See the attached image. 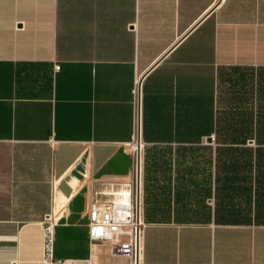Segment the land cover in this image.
I'll use <instances>...</instances> for the list:
<instances>
[{
	"label": "crops",
	"instance_id": "crops-1",
	"mask_svg": "<svg viewBox=\"0 0 264 264\" xmlns=\"http://www.w3.org/2000/svg\"><path fill=\"white\" fill-rule=\"evenodd\" d=\"M263 130L264 0H0V264H43L46 216L66 223L68 206L87 223L96 194L128 183L129 158L105 147L134 131L139 264H264V224L176 210L206 207L180 177L195 150L253 148ZM77 247L84 264H131L105 243Z\"/></svg>",
	"mask_w": 264,
	"mask_h": 264
},
{
	"label": "rangeland",
	"instance_id": "rangeland-1",
	"mask_svg": "<svg viewBox=\"0 0 264 264\" xmlns=\"http://www.w3.org/2000/svg\"><path fill=\"white\" fill-rule=\"evenodd\" d=\"M105 149L106 151L121 152L126 155L131 165V179L132 177L134 178L136 157L134 150H132V144L109 146L105 147ZM195 153V160H186L190 166L194 163L198 165L197 172L194 176H191L194 178L192 179L194 181L186 186V190H191L192 195L198 198L197 201L203 202L207 209L197 208L188 210L182 214L183 218L195 223L213 222L214 224L228 225L264 224V213L260 212V214H256V207L264 205V188L261 187L257 190L255 187L254 168H252L251 172H249V169L243 172L240 180L235 182H232L230 179L224 180V172L220 170L223 159L220 158L218 153L211 160L208 159L207 151L196 150ZM143 154L144 149L142 147L139 152L140 177L143 165ZM225 160L228 161V159ZM114 189L116 191L118 188ZM60 201L62 205L66 202L65 199H61ZM65 208L68 209V206ZM215 208L219 212H224L225 217L229 218L232 222H214ZM66 209L65 214H70L67 217L68 222L66 223L59 222L62 217H58L56 212L49 214L50 222L46 225H50L51 228L53 250L57 251L58 258L62 260L82 262V250L77 247V243L80 240H84L86 244L88 242L85 232L87 225L86 219L82 213L77 211H72L71 213L69 211L68 213ZM230 214L232 216H229Z\"/></svg>",
	"mask_w": 264,
	"mask_h": 264
},
{
	"label": "built area",
	"instance_id": "built-area-1",
	"mask_svg": "<svg viewBox=\"0 0 264 264\" xmlns=\"http://www.w3.org/2000/svg\"><path fill=\"white\" fill-rule=\"evenodd\" d=\"M218 0H214L217 2ZM57 69V67H55ZM138 79L134 78L133 92L137 89ZM130 144L138 146L135 150V157L139 156L142 144L134 131V136ZM140 160V156H139ZM137 165V161H136ZM136 165L134 178L128 183L123 184V191L115 192L109 190L96 194L92 198L87 213V238L90 242L107 244L112 253L129 258L131 264H139L140 239L142 232V212L139 204L136 211L135 199V180ZM140 168V161H139ZM140 179V169H139ZM99 196V197H98ZM117 197V199H115ZM50 216H46L41 223L42 229V263L43 264H84L77 261H65L55 259L52 255V234L50 225Z\"/></svg>",
	"mask_w": 264,
	"mask_h": 264
},
{
	"label": "trees",
	"instance_id": "trees-1",
	"mask_svg": "<svg viewBox=\"0 0 264 264\" xmlns=\"http://www.w3.org/2000/svg\"><path fill=\"white\" fill-rule=\"evenodd\" d=\"M226 133H227V129L224 127L218 128L217 130V134L225 135ZM228 133L234 134L236 133V131L235 129H230ZM259 134L261 135L255 137V144H254L255 147L253 148L244 146L246 143L244 142V140L238 143H230V144L222 143L221 147L215 148L220 158L223 159V163H221L220 170L224 172V180L230 179L232 182H235L237 180H240V177H242L243 172L247 171V169H249V172H251L252 168H254L255 187L257 188V190H259L261 187L264 188V139L262 141V138H264V130L262 132H259L258 135ZM199 150L209 152L210 147L201 146ZM225 159H228V161ZM197 169L198 168H194L195 171ZM192 172L193 170L191 169L190 166L188 168L187 173L182 174L180 177L184 178V175H187L188 177L187 181L191 182L190 179L192 176ZM184 192L188 193L189 191H184ZM197 208L207 209L204 206L194 207V208L191 206L189 207L178 206L176 210H177V214L181 216L183 213H186V211ZM260 212L264 213V205H260L256 207V214L258 215L260 214ZM223 213L224 212L222 211L219 212L215 208L214 222L219 223L224 221H231L229 220V218L225 217V214ZM229 216H232V214H230Z\"/></svg>",
	"mask_w": 264,
	"mask_h": 264
},
{
	"label": "water",
	"instance_id": "water-1",
	"mask_svg": "<svg viewBox=\"0 0 264 264\" xmlns=\"http://www.w3.org/2000/svg\"><path fill=\"white\" fill-rule=\"evenodd\" d=\"M206 143H210V139L207 138ZM137 165H136V180H135V199H136V211H138L139 207V156L137 155L136 158ZM135 264H137V258L135 259Z\"/></svg>",
	"mask_w": 264,
	"mask_h": 264
},
{
	"label": "bare ground",
	"instance_id": "bare-ground-1",
	"mask_svg": "<svg viewBox=\"0 0 264 264\" xmlns=\"http://www.w3.org/2000/svg\"><path fill=\"white\" fill-rule=\"evenodd\" d=\"M134 147H135V150L137 151L138 150V146H136V145H134ZM109 188H111V191L112 192H115V189H114V186H109L108 187V190H109ZM117 191H123V188L121 187L119 190H117ZM115 199H117V197H115ZM52 251H53V247H52ZM109 256V255H108ZM110 257V256H109ZM111 258V257H110ZM121 259V261L119 262V264H123V259L122 258H120ZM110 260V259H109ZM116 260V259H115ZM114 260V261H115ZM105 262V261H104ZM109 262V261H108ZM125 263V262H124ZM112 264V263H111Z\"/></svg>",
	"mask_w": 264,
	"mask_h": 264
}]
</instances>
